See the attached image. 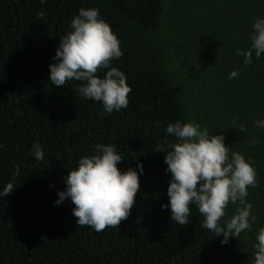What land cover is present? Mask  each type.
Returning a JSON list of instances; mask_svg holds the SVG:
<instances>
[{"label":"trees","instance_id":"trees-1","mask_svg":"<svg viewBox=\"0 0 264 264\" xmlns=\"http://www.w3.org/2000/svg\"><path fill=\"white\" fill-rule=\"evenodd\" d=\"M81 7L98 9L120 41L123 55L111 66L131 92L119 112L105 115L76 91L79 81L48 79ZM258 16L264 0H0V191L15 186L0 195V264H251L264 226V128L255 125L264 118V55L245 65L236 52L251 46ZM233 69L239 76L229 80ZM176 120L223 132L252 161L258 186L246 199L255 221L240 238L222 245L195 206L186 226L162 209L170 173L160 150L175 142L165 129ZM96 144L116 145L121 170L143 164L129 216L102 232L77 225L70 199L54 203Z\"/></svg>","mask_w":264,"mask_h":264},{"label":"clouds","instance_id":"clouds-1","mask_svg":"<svg viewBox=\"0 0 264 264\" xmlns=\"http://www.w3.org/2000/svg\"><path fill=\"white\" fill-rule=\"evenodd\" d=\"M252 27L251 46L236 52L245 65L251 64L253 57L260 59L264 55V16H258ZM69 28L71 31L58 42L55 62L49 65V81L54 86L79 81L76 91L86 99L100 102L105 115L127 108L131 87L126 83L125 73L111 66L123 52L108 22L98 9L81 7ZM238 76L239 71L233 69L228 79ZM255 125L264 128V118L257 119ZM165 130L175 137V142L160 150L165 152V171L170 173L169 199L161 207L170 210L171 221L188 225L190 208L195 206L203 216L201 227L212 231L214 236H222V245L231 237L240 238L241 233L251 231L255 217L246 197L249 187L258 186L252 161L233 151L225 143L223 132L210 134L199 123L176 120L168 123ZM240 131H246L244 125ZM32 154L36 160L44 159L39 143L33 144ZM123 159L115 144H96L95 153L81 156L77 167L63 178L65 187L58 190L54 203L59 205L70 199L78 226L87 225L96 232L117 228L130 214L140 188L139 176L143 174L139 161L135 168L121 170L118 164ZM14 187L7 184L0 195L6 197ZM230 206L234 212L228 216L226 210ZM251 264H264V226L256 229Z\"/></svg>","mask_w":264,"mask_h":264}]
</instances>
